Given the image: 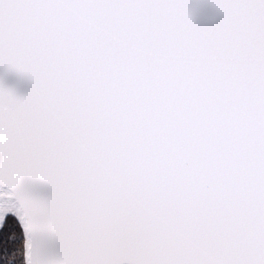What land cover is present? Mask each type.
<instances>
[{
	"label": "snow or ice",
	"instance_id": "1",
	"mask_svg": "<svg viewBox=\"0 0 264 264\" xmlns=\"http://www.w3.org/2000/svg\"><path fill=\"white\" fill-rule=\"evenodd\" d=\"M0 264H264V0H0Z\"/></svg>",
	"mask_w": 264,
	"mask_h": 264
}]
</instances>
